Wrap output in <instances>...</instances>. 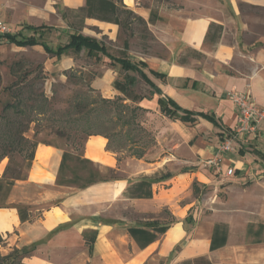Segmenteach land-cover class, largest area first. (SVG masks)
<instances>
[{"label":"crops","instance_id":"0c3cea01","mask_svg":"<svg viewBox=\"0 0 264 264\" xmlns=\"http://www.w3.org/2000/svg\"><path fill=\"white\" fill-rule=\"evenodd\" d=\"M170 1L122 0L147 22L149 33L165 51L161 55L134 48L131 38L127 49L117 46L130 59L143 61L144 71L161 90L136 102L124 101L142 109L154 143L142 146L135 155L108 148L103 134L89 135L84 156L118 175L81 189L56 182L63 149L38 143L26 176L15 180L8 205L0 207L1 251L26 250L22 259L26 264H186L200 256L215 264H264V122L255 135L234 141L233 150H218L237 123L230 92L249 90L254 102L264 108V35L252 31L253 21L242 10L244 5L264 7V0ZM84 4L85 0H0V7L11 8L29 31L18 33L31 35L29 26H51L41 37L34 34L53 46L62 44L44 38L53 32L69 35L78 28L67 12ZM151 14L153 21H149ZM50 18L57 19V24ZM89 25L116 40L117 24L85 17L79 31L98 37L86 32ZM98 56H103L102 74L96 80L102 96L120 95L112 85L119 65L101 53ZM48 63L67 69L75 61L69 51L49 54ZM160 96L208 113L217 124L201 116L186 122L165 115L159 108ZM93 139L100 144L94 146L98 157L87 152V143ZM214 156L220 159L222 172L203 165L204 159ZM5 166L1 159L0 176ZM228 168L233 169L230 175L225 174ZM162 173L170 176L153 183L150 198L124 194L129 183ZM18 207L28 208V219H20ZM148 222L169 227L140 248L127 227ZM217 223L226 225L227 238L212 250ZM90 235L94 238L88 239Z\"/></svg>","mask_w":264,"mask_h":264},{"label":"rangeland","instance_id":"374dc122","mask_svg":"<svg viewBox=\"0 0 264 264\" xmlns=\"http://www.w3.org/2000/svg\"><path fill=\"white\" fill-rule=\"evenodd\" d=\"M34 1L41 3L43 0ZM152 1L154 3L171 2L170 0ZM242 10L247 14V19L253 21L250 23L252 31L264 35V7L244 5ZM67 13L71 24L73 22L77 27L78 14L73 11ZM0 16L11 32L29 33L28 30L22 27L23 24L19 23L11 8L0 7ZM49 22L57 24V19L50 18ZM146 29L136 18H131L127 26H118V35L115 41L110 40L108 35H103L96 26L89 25L86 32L98 35L95 38L107 45L115 55L120 54L122 51L117 46H123L124 38H131L134 48L142 49L143 47L147 52H160L163 55L164 49ZM44 39L52 44H63L68 40V32H53ZM143 44L145 45L142 46ZM70 53L74 57L75 64L71 68L63 69L51 66L48 63L49 54L41 46L18 47L12 43L2 41L0 43V113L3 104L6 101L13 100L10 92L4 89L5 86L12 84L15 80L11 69L19 68L21 71H30L26 79L21 81L20 84L27 89V107L32 110L35 106L37 109V111L31 112L33 121L29 124V129L25 133L32 142H50L60 146L63 150L82 157H85L84 146L89 136H86V132H99L105 137L107 136L108 143L106 146L120 153L130 151V154L137 155L141 152L142 146H150L154 143V135L145 126L146 120L141 108L135 106L136 108L132 109L134 106L132 103H129V101L124 102L127 99L123 101L126 106L121 105V100L110 104L100 101V98L104 96H102L96 80L102 74L101 64L103 62H101V59L103 56L95 58L86 55L85 51L81 53L70 51ZM106 63L110 64L108 61ZM132 74L136 78V82L132 86L133 91L139 95L148 96L151 92L150 85L137 72ZM116 78L122 79L123 72L118 70ZM31 91L40 96L37 97L33 93L31 94ZM117 96L122 97V94L110 99L113 100ZM77 101L89 102L90 105L86 108L83 107L84 112H81L80 110H83V108L76 109L75 107ZM58 130L63 131L65 135H58ZM94 146H100L96 139L87 143L88 155L98 157ZM35 147L31 144L22 147L17 146L11 153L13 160L11 167L18 168L23 177L26 176L32 160H29L28 153L33 149L34 156ZM19 148L22 150H17ZM3 159L7 164L8 157ZM74 163L73 161L70 162L71 165ZM101 169L104 175L108 177L118 175L114 169L104 167ZM70 175V172L66 171V176ZM0 245H2V241H0ZM9 252L0 250L1 254ZM18 259L19 257L13 264H20ZM31 264L38 263L32 261Z\"/></svg>","mask_w":264,"mask_h":264},{"label":"trees","instance_id":"16d2710c","mask_svg":"<svg viewBox=\"0 0 264 264\" xmlns=\"http://www.w3.org/2000/svg\"><path fill=\"white\" fill-rule=\"evenodd\" d=\"M68 11L76 12L79 17V22L78 28H74L69 33L68 41L65 44L53 46L43 40H39V38L35 36L34 33L37 32L39 33V37H41L44 33L50 32L52 27L47 25L29 26V28L33 31V34L31 35H25L18 32L0 34V43L2 41H6L22 47L41 44L46 53L56 56L66 54L69 51L78 53L82 49H84L86 55L94 56L96 58H99L98 53H101L111 62H116L119 65V72H123L122 79L115 78L113 81V87L122 94V97L118 96L113 100L110 98L101 97L100 101L105 104H110L116 102L117 100H121V105L126 106V104L123 103L125 99L136 102L144 96L133 91L132 86L135 84L136 78L133 74H131V72H137L150 85L151 93L160 94L161 90L144 71L143 68L146 66V64L143 61L130 59L125 50H122L120 54L115 55L109 50L107 45L98 41L95 37L84 35L79 31L82 29L83 20L85 17L112 22L117 24L119 27L127 26L130 23L131 18H136L146 29L147 22L142 17L128 9L122 3V0H85V4L83 6ZM153 20L154 18L151 14L149 21ZM73 24L74 23L72 22V25ZM123 48H128L127 39L123 41ZM180 61H183V59ZM11 72L15 76V80L12 84L5 86L4 89L10 92V94L13 96V100L6 101L3 104L0 113V160L4 157H8V162L5 166L4 172L0 176V207L8 205L7 199L15 180L25 177L21 175V172L18 168L11 167V162L13 161L11 153L17 148V146L22 147L26 144H31L33 147H35L39 143L32 142L25 135L29 129V124L33 121L31 112L37 111L35 106L32 108V110L27 107V89L25 86H21L20 84L21 81L26 79L30 71H21L19 68H12ZM151 73L155 76H159L157 72L151 71ZM32 93L33 91H31V94ZM34 95L37 96L36 94ZM38 96L40 95L38 94ZM158 104L160 111L172 118L180 119L186 122H192L195 120L196 116H201L210 120L214 124H217L216 119L212 115L202 111H194L183 108L170 97L165 98L160 96L158 98ZM89 105V102L85 103L77 101L75 103L76 109H82L83 107L86 108ZM135 108L133 107L132 109ZM86 110L88 112V109ZM80 111L84 112V108ZM12 113L16 116H14ZM97 133L99 132H86L85 134L88 136ZM57 134L61 136L65 135V133L60 130L57 131ZM43 143L53 144L50 142ZM17 150L21 151L22 149L19 148ZM28 158L29 160L33 158V149L28 153ZM71 161L75 163L71 165ZM104 168L111 169L110 167ZM66 171H69L71 175L66 176ZM169 176L170 173H162L154 176H143L140 179L129 183L125 188L124 194L128 197L150 198L152 196L153 183ZM115 178H117V175H112L110 177L104 175L102 169L96 166L90 159L80 155H74L67 150H63L56 182L60 185H70L81 189L93 183L108 181ZM193 186L195 187V182L193 183ZM27 209V207H18V213L21 220H26L29 218ZM168 227V224L148 222L146 226L130 225L127 227V231L136 241L138 246L140 248H144L146 245L154 241L158 235L164 233ZM93 238L94 235H90V237H88V239ZM226 238V225L219 223L215 224L211 237L210 249L213 250L224 245L226 243ZM0 241H2L1 236ZM26 252L27 251L24 249H13L7 254L0 253V264H13L17 260V257H19V263L24 264L22 262V257L26 255ZM186 264L215 263H212L205 257L200 256L194 258L193 260L187 261Z\"/></svg>","mask_w":264,"mask_h":264},{"label":"built area","instance_id":"2783aa9c","mask_svg":"<svg viewBox=\"0 0 264 264\" xmlns=\"http://www.w3.org/2000/svg\"><path fill=\"white\" fill-rule=\"evenodd\" d=\"M10 28L0 16V34L10 33ZM230 99L235 104L237 110V123L219 145V152L226 153L233 150V142L241 136L255 135L258 128L264 122V108L254 102L249 90L232 91ZM203 165L215 172H222L220 159L217 156L206 158ZM233 169L228 168L226 175L232 174Z\"/></svg>","mask_w":264,"mask_h":264}]
</instances>
